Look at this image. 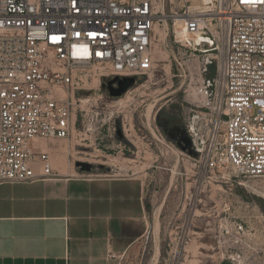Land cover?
<instances>
[{"label":"built area","instance_id":"1","mask_svg":"<svg viewBox=\"0 0 264 264\" xmlns=\"http://www.w3.org/2000/svg\"><path fill=\"white\" fill-rule=\"evenodd\" d=\"M180 1L167 18L176 46L173 76L199 99L187 100L180 124L195 154L186 153L195 181L264 178V0H201L195 8ZM162 4L0 0V184L55 177L41 141L69 138L77 111L87 130L99 121L114 124L112 111L98 120L100 97L79 92L99 91L104 79L152 72Z\"/></svg>","mask_w":264,"mask_h":264},{"label":"rangeland","instance_id":"2","mask_svg":"<svg viewBox=\"0 0 264 264\" xmlns=\"http://www.w3.org/2000/svg\"><path fill=\"white\" fill-rule=\"evenodd\" d=\"M183 1L194 8L201 2ZM180 7V0H163L159 7L153 70L148 76H140L117 103L101 85L99 91L86 94L100 97L99 105H106L97 109L98 120L112 111L123 141L113 134L114 124L109 127L99 121L87 130L89 123L85 120L83 125L77 111L69 138L41 143L61 171L75 169L74 163L82 161L92 164L93 174L133 173L144 180L151 201L147 231L119 253L117 264H264V178L230 174L204 177L197 183L192 161L157 121L160 117L181 124L187 100H199L191 99L187 82L182 84L173 76L176 46L173 21L167 15ZM236 223L243 226L242 232Z\"/></svg>","mask_w":264,"mask_h":264},{"label":"crops","instance_id":"3","mask_svg":"<svg viewBox=\"0 0 264 264\" xmlns=\"http://www.w3.org/2000/svg\"><path fill=\"white\" fill-rule=\"evenodd\" d=\"M52 167L55 177L0 184V264H117L147 231L144 180Z\"/></svg>","mask_w":264,"mask_h":264},{"label":"water","instance_id":"4","mask_svg":"<svg viewBox=\"0 0 264 264\" xmlns=\"http://www.w3.org/2000/svg\"><path fill=\"white\" fill-rule=\"evenodd\" d=\"M138 77L137 76H125V77H113L110 80H107V87L106 90L110 97L112 98H119L121 97L125 92H127L128 89L133 87L137 82ZM106 80V79H104ZM115 83L116 87L111 86V84ZM101 87L104 89V84L101 82ZM80 94H88L87 91H80ZM179 139L177 140L176 144L177 146L184 152H186L188 155H195L192 148L190 139L186 135L185 131L183 129H179ZM116 138L120 141L124 140V136L121 130L120 122H116ZM172 140H176L175 137H171ZM75 169H77L79 172H90L93 168L92 164L82 161H76L74 163ZM102 167V166H100Z\"/></svg>","mask_w":264,"mask_h":264},{"label":"flooded vegetation","instance_id":"5","mask_svg":"<svg viewBox=\"0 0 264 264\" xmlns=\"http://www.w3.org/2000/svg\"><path fill=\"white\" fill-rule=\"evenodd\" d=\"M110 79L111 78L102 81V83L104 84V89L103 90H106L107 80H110ZM111 86L116 87V84L113 83V84H111ZM157 121H158L161 129L165 132V134L169 138L175 137V139H176L175 140V143H176L177 140L179 139V132H178V130L181 128L180 127V124L170 122L168 119H165V118H161L160 119V117H158Z\"/></svg>","mask_w":264,"mask_h":264},{"label":"bare ground","instance_id":"6","mask_svg":"<svg viewBox=\"0 0 264 264\" xmlns=\"http://www.w3.org/2000/svg\"><path fill=\"white\" fill-rule=\"evenodd\" d=\"M190 96H191V99L192 100H197L198 99V95H196V91H195V88L194 87H192L191 88V94H190ZM160 207V206H159ZM160 208H158V210H159Z\"/></svg>","mask_w":264,"mask_h":264},{"label":"trees","instance_id":"7","mask_svg":"<svg viewBox=\"0 0 264 264\" xmlns=\"http://www.w3.org/2000/svg\"><path fill=\"white\" fill-rule=\"evenodd\" d=\"M138 78H140V76H139ZM85 95H86V94H85Z\"/></svg>","mask_w":264,"mask_h":264}]
</instances>
